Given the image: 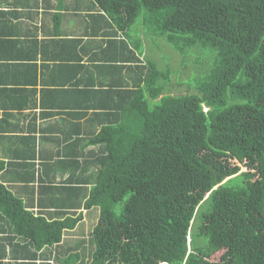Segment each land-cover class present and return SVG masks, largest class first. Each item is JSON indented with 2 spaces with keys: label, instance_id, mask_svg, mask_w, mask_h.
<instances>
[{
  "label": "trees",
  "instance_id": "1",
  "mask_svg": "<svg viewBox=\"0 0 264 264\" xmlns=\"http://www.w3.org/2000/svg\"><path fill=\"white\" fill-rule=\"evenodd\" d=\"M84 1L124 52L97 67L110 88L74 89L93 111L68 113L94 129L68 146L85 160H59V147L36 161L31 136L0 157V264H264V0ZM157 39L179 52L165 70L149 50ZM0 92V109L30 101L17 104L27 89ZM19 116L0 114V146ZM1 179L38 188V204ZM94 207L88 239L63 238Z\"/></svg>",
  "mask_w": 264,
  "mask_h": 264
},
{
  "label": "crops",
  "instance_id": "2",
  "mask_svg": "<svg viewBox=\"0 0 264 264\" xmlns=\"http://www.w3.org/2000/svg\"><path fill=\"white\" fill-rule=\"evenodd\" d=\"M45 1L0 0V45L3 44L1 52L8 54L7 61L0 58V66L6 64L7 68L5 70L0 67V77L3 80L7 73V85H0V89L8 90L12 95L14 91L27 89L28 94L17 104L24 97L30 98V101L20 106L23 110L0 109V114L6 111L20 115L14 120V129L17 132L6 135L15 138L4 140L5 144L0 146V157H8V149L10 152L13 149L9 148L10 142L14 143L12 147L18 143L31 145L32 140L21 141L19 138L31 136L34 137L36 161L50 160V154L59 147V160H85L86 157L81 152L74 148L68 149V146H74L71 143L77 139L84 143L82 138H90L94 129L86 123L87 117L77 119L68 113L91 114L93 111H84L77 105L73 98L77 96L74 89H77L78 82L82 87L89 81L92 83L88 87L93 89L111 87L109 85L112 82L105 70L97 67L106 66L109 62L106 56L120 59L121 52H124L121 44L123 37L121 34L110 36L102 20L96 21L91 17L96 14V10H86L87 1L80 0L73 4H76L75 8H65L62 12L55 9L57 0H50L49 5ZM110 39H114L113 44L108 43ZM15 44L18 49L9 54ZM0 96H3L2 92ZM72 124H79L78 130L81 132L75 131L73 127L78 125ZM62 147H67L64 152ZM5 149L7 155L3 153ZM91 149L92 147L87 146L84 152ZM69 172L70 170L58 171L56 182H67ZM3 183L10 184V189L26 202L38 204L37 201L32 202L29 199L36 195L38 200V188L35 193L29 194L30 189L24 184L15 185L4 180ZM34 210L37 211V208Z\"/></svg>",
  "mask_w": 264,
  "mask_h": 264
},
{
  "label": "rangeland",
  "instance_id": "3",
  "mask_svg": "<svg viewBox=\"0 0 264 264\" xmlns=\"http://www.w3.org/2000/svg\"><path fill=\"white\" fill-rule=\"evenodd\" d=\"M139 23H141V18H139ZM135 25H133L132 30H133ZM149 50L153 55H155L154 60L158 63L159 68L162 70L167 69L168 66L170 67L171 60H173V58H174V54H177V56L179 55V52L175 51L172 46H170L168 43H166L164 41H163V43H159L158 39L155 40V44L150 45ZM188 57H189V55H185L183 58H180L177 61V66L182 67L183 61H185L187 63ZM182 69H183V67H182ZM204 110H205V108H204ZM97 215H98V211L96 209H94L92 211L83 210V221L77 225V228L74 231L66 232L64 235V238L65 239L69 238L73 242L75 240L87 238L88 233L91 231L93 225L96 222ZM218 257L219 256L217 254H214L211 257V260L216 261L218 259Z\"/></svg>",
  "mask_w": 264,
  "mask_h": 264
},
{
  "label": "clouds",
  "instance_id": "4",
  "mask_svg": "<svg viewBox=\"0 0 264 264\" xmlns=\"http://www.w3.org/2000/svg\"><path fill=\"white\" fill-rule=\"evenodd\" d=\"M205 110H206V108H205ZM94 209H96V210L98 211V209L95 208V207L92 208V209H90L89 211H92V210H94ZM83 210H85V209H82V211H83ZM86 211H88V210H86ZM97 219H98V215H97V217H96V222H95V224L97 223ZM82 221H83V219H82ZM95 224H94V225H95ZM94 225H93V227H94ZM93 227H92V229H93ZM75 229H76V228H75ZM75 229H74V230H75ZM92 229H91V230H92ZM74 230H73V231H74ZM71 231H72V230H71ZM71 231H69V230H65V231L63 232V238H64V235H65L66 232H71ZM82 239H86V240H87L88 238H82ZM189 241H190V239H189V237H188V242H189Z\"/></svg>",
  "mask_w": 264,
  "mask_h": 264
}]
</instances>
